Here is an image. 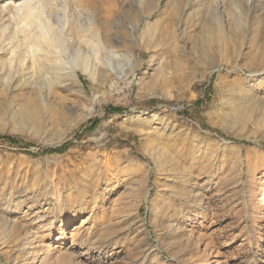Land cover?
Returning <instances> with one entry per match:
<instances>
[{"label":"rangeland","instance_id":"1","mask_svg":"<svg viewBox=\"0 0 264 264\" xmlns=\"http://www.w3.org/2000/svg\"><path fill=\"white\" fill-rule=\"evenodd\" d=\"M75 1L0 0V264H264V0Z\"/></svg>","mask_w":264,"mask_h":264},{"label":"bare ground","instance_id":"2","mask_svg":"<svg viewBox=\"0 0 264 264\" xmlns=\"http://www.w3.org/2000/svg\"><path fill=\"white\" fill-rule=\"evenodd\" d=\"M75 5H78L79 7H91L92 6V3L93 1L92 0H77V2L75 1L74 2ZM80 13V12H79ZM81 15V14H80ZM31 15H29L30 17ZM32 17V16H31ZM56 20H58V17L56 18V16H54ZM119 25H114V27L116 28V32H121L123 30L124 33H120V36H117L116 38L118 40H120V42L122 43V45L124 47L127 48V31L125 29V26L124 24L122 23H119ZM53 26V30L54 29H57L55 25H52ZM133 29H134V32L136 30V27L137 25L134 24L133 26ZM76 47L75 46H72V47H66L65 44L63 42H58L57 41V44H55V47L57 49V51H54V58H59V64H55V60H52V57H49V59L47 61H50V64L45 66V71L46 73H53L54 71H56L57 73H62L63 70H65L66 66L64 65L63 63V60H62V57L63 55H65L66 53H69L70 54V57L72 58V60L75 62L74 63V67L73 66H70L69 68H67V72L71 71V69H74L75 67H84L88 61L86 62V58L88 57V55L84 52L83 50V45L84 43L88 44H92V46H95L96 48H98V50L95 52L94 55H96L99 51V43L101 42L102 43V46L104 48H106L108 46V43L109 41H111V38L109 37V30L107 29L106 26H104V31L101 32V31H95L94 29H92L88 33V35H84L82 34L81 30L79 29L78 31H76ZM116 35V34H115ZM46 37V36H45ZM88 38V39H87ZM45 39V38H44ZM61 39V38H59ZM100 39V41H99ZM122 39V40H121ZM53 39L48 35L47 38H46V43L48 45H52L53 42L55 41H52ZM149 48H152L153 52L155 53H162L163 54H167L169 53L170 54V50H164V48L159 45L158 42L154 41V42H151L149 45ZM58 47V48H57ZM109 54H111V57H115V58H120L122 57L121 54L119 53H116V51H112L111 53L109 52ZM99 55H101L99 53ZM154 57V54H152L151 56V60L152 58ZM185 58V59H184ZM182 59L183 63H179V62H176L174 65H173V68L175 70H179V69H183L185 68V66H190V58L188 57V59L186 57H184ZM95 62V61H94ZM163 63V62H162ZM186 63V65H185ZM172 68V67H170ZM169 68V69H170ZM81 69V68H80ZM252 77V84L250 85H253V88L256 87V89L260 88V85H257L255 83L257 82H263L264 83V74H252L251 75ZM255 85V86H254ZM227 93L228 95H239L241 94V90L240 89H233L232 87L230 88H227ZM155 129V127L153 128ZM165 129V128H164ZM258 196L262 199V203L260 204L262 207H264V188L260 191V193L258 194ZM33 205H28L27 206V209L30 210L32 208ZM41 219V218H39ZM76 220V217H71V218H66V217H60V218H57L53 223H54V226L57 227V228H64L65 225H68V224H72L74 221Z\"/></svg>","mask_w":264,"mask_h":264}]
</instances>
